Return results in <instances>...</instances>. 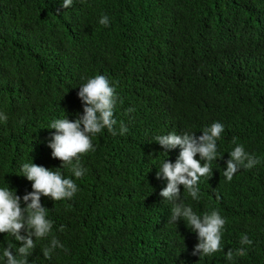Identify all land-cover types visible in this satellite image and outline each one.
Returning <instances> with one entry per match:
<instances>
[{
  "label": "trees",
  "instance_id": "obj_1",
  "mask_svg": "<svg viewBox=\"0 0 264 264\" xmlns=\"http://www.w3.org/2000/svg\"><path fill=\"white\" fill-rule=\"evenodd\" d=\"M62 3L0 0V188L15 190L25 207L33 189L22 165L31 162L61 168L77 185L71 199L41 196L53 228L33 237L29 264H264V0ZM105 15L108 26L99 23ZM96 75L115 89L116 134L104 128L91 137L76 178L53 158L49 125L83 115L79 88ZM214 122L224 131L212 176L200 178L196 200L179 186L194 212L216 210L226 221L221 251L200 256L198 234L182 218L170 221L175 202L160 195L161 163L175 164L181 149L155 138L199 137ZM238 145L259 163L240 166L229 182L223 173ZM242 235L252 244H241ZM53 237L63 247L46 258ZM8 246L15 253L22 245L0 233V264Z\"/></svg>",
  "mask_w": 264,
  "mask_h": 264
},
{
  "label": "clouds",
  "instance_id": "obj_2",
  "mask_svg": "<svg viewBox=\"0 0 264 264\" xmlns=\"http://www.w3.org/2000/svg\"><path fill=\"white\" fill-rule=\"evenodd\" d=\"M72 4L73 0H63L62 7L69 8ZM99 23L108 26L109 18L106 15L102 16ZM78 96L84 104L83 115H78L74 121H70L67 117L54 120L49 128L55 129L56 133L48 146L53 150V158L62 161V167L70 165L74 176L81 178L84 170L80 165L79 157L94 150L91 137L104 128L116 134L114 125L117 121L113 118V110L117 97L114 87L110 86L108 79L103 75L89 78L79 88ZM2 118L7 119L6 116ZM223 131V125L214 122L210 127L205 128L203 135L199 137H196L195 133L172 132L155 138L164 149H175L177 146L181 149L175 164L162 161L157 178L160 179L162 175L167 180V186L161 190L160 195L175 202L170 221L174 223L182 218L186 225L198 234L199 243L195 246L193 255L199 253L200 256H208L221 251L222 229L226 221L216 210L203 215L194 212L191 206L181 201L179 186L183 185L184 190L194 200L199 199V180L201 177L212 176L211 162L217 158V140ZM125 132L127 128L121 122L120 134ZM197 154L199 160L195 158ZM229 155L230 159L223 173L229 182L240 166L251 169L259 163L244 150L243 145L236 146ZM200 161H205L203 166ZM60 169L52 170L32 162L22 165L23 176L32 182L33 189L23 196L26 205L23 208L21 197L16 195L15 190L9 187L0 188V233L11 234L22 245L15 250V253L11 246L3 250L5 264H29L28 257L32 254L31 250L36 247L33 237L45 238L52 231L53 222L46 218L47 209L40 203L41 196L59 201L71 199L77 192L74 180L65 178ZM177 200L180 202L176 203ZM22 231L25 232L24 235H21ZM240 242L246 245L252 244L246 235H242ZM56 247L62 248L63 245L53 237L51 246L43 249V255L51 258V253ZM245 254L243 248L236 251V255ZM233 256L232 250H228L226 259L231 261Z\"/></svg>",
  "mask_w": 264,
  "mask_h": 264
}]
</instances>
